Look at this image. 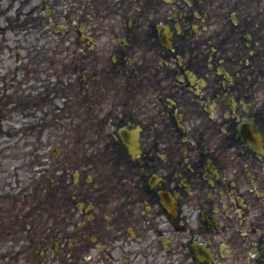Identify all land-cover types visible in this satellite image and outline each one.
I'll return each mask as SVG.
<instances>
[{
  "label": "flooded vegetation",
  "instance_id": "flooded-vegetation-1",
  "mask_svg": "<svg viewBox=\"0 0 264 264\" xmlns=\"http://www.w3.org/2000/svg\"><path fill=\"white\" fill-rule=\"evenodd\" d=\"M134 1L127 15L134 18L123 28L127 44L117 47L115 64H92L98 75L84 84L86 92L81 95L82 104L98 106L95 114L101 127L95 131L96 155L88 162L89 158L82 159L81 146L71 147L64 157L69 162L67 171L77 166L79 175L75 179L69 172L65 185L60 183V195H51V201L63 209L61 217L75 211L80 218L72 233L77 245L92 235L114 240L113 226L122 230L127 223L137 228V236L130 239L132 250L148 242L159 244L168 236L162 229L159 189L179 191L182 225L194 234H200L199 207L241 206L239 197L250 190L247 183L240 189L247 170L264 195V140L251 146L238 133L247 121L264 129V0ZM89 2L83 0L80 5V18L87 14L95 20L113 17L88 12ZM123 16L120 12L119 17ZM158 23L177 32L174 55L164 53L161 60L148 61L150 51L146 50L147 58L124 64L123 59L136 56L143 42L155 40ZM151 49L155 51L154 46ZM120 67L128 70L121 87L125 97L114 98L108 95L109 84ZM89 119L86 114L83 123ZM131 123L139 127L136 156L113 133ZM104 126L110 128L109 134L98 135ZM231 179L235 183L228 188ZM117 189L124 196L119 201L113 198ZM254 200L244 202L251 207L259 203L264 209V198L255 195ZM79 201L83 209L92 204L93 217L80 209ZM212 217L223 230L229 229L232 239L239 236L236 226L242 225L247 232L237 238L240 248H233V261L259 264L254 262L260 261L254 243L264 239V218L251 222L230 213L221 223L219 214Z\"/></svg>",
  "mask_w": 264,
  "mask_h": 264
},
{
  "label": "rangeland",
  "instance_id": "rangeland-1",
  "mask_svg": "<svg viewBox=\"0 0 264 264\" xmlns=\"http://www.w3.org/2000/svg\"><path fill=\"white\" fill-rule=\"evenodd\" d=\"M56 64L54 65V67ZM19 72V70H14L12 64H0V79L11 76V74ZM39 76V75H38ZM38 87H35L36 89ZM4 91V90H3ZM1 92V89H0ZM1 98V95H0ZM56 101H59L58 105L60 106V99L55 98ZM60 111L55 112L53 120V129L51 133L55 136V141L52 142L53 146L68 144V142H61L62 134L58 132L57 125L60 126L59 129L62 132L61 122H59L63 117L64 118H72L75 116L72 112L74 109L59 108ZM14 119H17L15 117ZM41 132V131H39ZM38 139V140H37ZM52 139V135L47 136L46 132L43 135L38 134L36 141L28 137L19 147L14 149L15 154L9 153V150L4 149L5 143H12L14 141L9 139L0 138V160L5 156H9V158L16 159L19 164V173L20 168L25 166V162H29L30 157L33 156L36 159V164L38 167L42 164H46L45 158L47 157L46 152L44 151V141H48ZM33 140V143H31ZM21 143L15 142V144ZM35 145L37 146L35 148ZM47 147V146H46ZM23 149V150H22ZM46 149V148H45ZM11 151V150H10ZM51 156L48 157L50 159ZM49 161V160H48ZM48 163V162H47ZM19 177V175H18ZM8 195V194H5ZM16 199H20L17 197ZM19 204L17 203V210L12 211L9 215V218H5V220L1 221L0 218V264H31L29 259H32V256L36 258V250H28V245L25 241H28V237L30 235L31 230H35V224L37 223V219L29 218V214H26L23 210L21 212L18 211ZM18 214L22 215V218H18ZM24 223H28L29 225L26 228H21ZM33 227V228H32ZM50 253V250H48ZM75 264H85L83 260H78Z\"/></svg>",
  "mask_w": 264,
  "mask_h": 264
}]
</instances>
